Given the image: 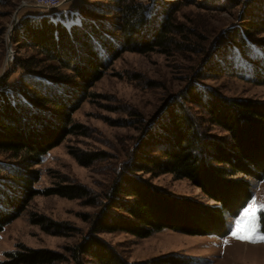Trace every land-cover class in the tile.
Returning a JSON list of instances; mask_svg holds the SVG:
<instances>
[{"label": "trees", "instance_id": "1", "mask_svg": "<svg viewBox=\"0 0 264 264\" xmlns=\"http://www.w3.org/2000/svg\"><path fill=\"white\" fill-rule=\"evenodd\" d=\"M119 1V24L107 30L115 35L113 43L99 29L100 23L82 21L68 27L62 14L21 20L19 42L34 51L15 64V69L23 72L24 81H28V87L20 93L22 100L7 93L6 79H0V154L16 163L6 165L12 186L5 190L0 185V231L37 194L84 199L86 204H93L90 191L82 185L63 182L41 193L35 191L37 172L29 167L37 165L42 155L65 136L80 129L71 124L70 115L78 100L85 98L93 82L101 77L107 61L117 56L116 47H135L143 53L159 48L165 53L174 36L183 33L184 27L174 24L175 9L158 19L155 5L147 11L139 2ZM179 1L167 6L184 2ZM244 24L235 35L228 36L237 40L236 50L246 57L248 80L264 84V46L253 51L244 44L247 37L264 33V21L249 18ZM43 78L50 83L43 82ZM196 89L169 100L151 123L142 127V137L133 148L131 160L116 173L104 204L76 245L63 252L18 245L4 255L1 264H145L129 263L99 234L124 232L145 238L168 229L190 236H226L227 219L236 218L251 200V185L246 179L264 178V103L211 93H202V98L192 93ZM187 104L195 109H187ZM212 128L220 134L211 135ZM76 158L87 166L98 156L84 154ZM133 172L185 179L214 205L161 192L142 177H133ZM30 223L59 236L73 230L67 223L35 214ZM258 224L264 235V218Z\"/></svg>", "mask_w": 264, "mask_h": 264}, {"label": "rangeland", "instance_id": "2", "mask_svg": "<svg viewBox=\"0 0 264 264\" xmlns=\"http://www.w3.org/2000/svg\"><path fill=\"white\" fill-rule=\"evenodd\" d=\"M58 1L57 8L46 9L41 8L37 0H0V79H6L5 89L14 97L21 99L22 88L28 87L23 72L15 69V64L29 58L34 51L19 42L18 27L23 18L62 14L63 23L68 27L80 25L82 21L100 23L99 29L106 37L112 38V43L115 42V35L107 30L119 24V0ZM133 1L144 4L147 11L155 5L153 12L160 15L158 19L170 15V10L175 9L174 24L182 25L183 33L174 36L173 44L165 53L159 48L143 53L135 47L126 50L123 46H115L117 56L109 61L103 58L109 62L107 68L93 82L85 98L80 97L70 115L71 124L80 129L65 136L42 155L37 165L29 167L37 172V182L33 184L35 191L41 193L66 182L86 187L94 202L86 204L84 199L34 195L22 212L0 231V264L5 260L4 255L18 245L55 252L76 245L87 234L90 220L104 204L116 173L131 160L133 148L142 137V127L148 126L159 110L181 92L198 88L192 93L200 94L202 98V93H211L227 99L264 103V84L248 80L246 57L236 50L239 47L237 40L228 36L241 30L249 18L264 21V0L253 4L250 0H184L183 4L171 7L167 3L174 2V5L181 1ZM244 41L246 47L256 51L264 46V33L247 37ZM42 81L50 83L44 78ZM186 107L191 111L195 109L189 104ZM210 134L220 133L212 128ZM84 154L97 155L98 158L86 166L76 158ZM9 164L16 163L0 154V185L5 190L12 186L6 166ZM132 176L142 177L159 191L174 197L214 205L185 179L177 180L170 174L151 177L140 172H133ZM246 180L252 192L249 202L255 200L264 205V178ZM241 212L236 218L227 219L229 231L224 237L190 236L168 229L152 232L145 238L124 232L99 234V237L129 263L264 264V241L240 242L231 236ZM34 214L57 223H67L73 230L64 236L46 233L30 223ZM260 236L264 235L258 224L254 239Z\"/></svg>", "mask_w": 264, "mask_h": 264}, {"label": "snow or ice", "instance_id": "3", "mask_svg": "<svg viewBox=\"0 0 264 264\" xmlns=\"http://www.w3.org/2000/svg\"><path fill=\"white\" fill-rule=\"evenodd\" d=\"M261 218H264V205L252 200L242 209L241 215L237 218L231 231L232 238L240 242L264 241V236L254 239V233Z\"/></svg>", "mask_w": 264, "mask_h": 264}, {"label": "built area", "instance_id": "4", "mask_svg": "<svg viewBox=\"0 0 264 264\" xmlns=\"http://www.w3.org/2000/svg\"><path fill=\"white\" fill-rule=\"evenodd\" d=\"M37 3L41 8L46 9H54L60 5V2L58 0H37Z\"/></svg>", "mask_w": 264, "mask_h": 264}, {"label": "bare ground", "instance_id": "5", "mask_svg": "<svg viewBox=\"0 0 264 264\" xmlns=\"http://www.w3.org/2000/svg\"><path fill=\"white\" fill-rule=\"evenodd\" d=\"M167 261V260H166Z\"/></svg>", "mask_w": 264, "mask_h": 264}]
</instances>
